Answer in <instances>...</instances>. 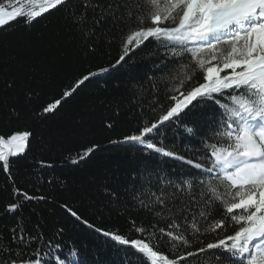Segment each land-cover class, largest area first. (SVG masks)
Listing matches in <instances>:
<instances>
[{"label":"snow or ice","instance_id":"snow-or-ice-1","mask_svg":"<svg viewBox=\"0 0 264 264\" xmlns=\"http://www.w3.org/2000/svg\"><path fill=\"white\" fill-rule=\"evenodd\" d=\"M58 13L88 61L113 44L118 48L113 68L132 59L137 48L138 56L155 57L150 62L159 72L149 78L153 115H143L138 105L137 129L123 142L190 169L172 175L146 164L120 189L101 186V200L84 197L101 214L128 200L151 214L156 222L147 227L131 222L136 238L96 226L67 205L62 207L76 221L122 246L120 264H264V0H7L0 3V29L20 19L31 25ZM107 71L101 67L81 75L63 96ZM197 73L199 79L193 81ZM161 82L168 103H157ZM18 88L12 78L0 91L15 93ZM142 95L141 85L137 97ZM23 99H34L30 89ZM208 102L215 112L202 127L197 109ZM59 105L57 100L35 115L53 113ZM9 115L19 118L17 105L9 107ZM177 129L196 143L177 148L168 142ZM30 138L33 133L27 130L0 135V168L12 185V200L4 211L16 217L11 227L0 229V264H86L79 249L64 245L62 228L47 234L43 223H26L28 202L47 201L44 195L17 187L11 171L16 163L11 158L29 151ZM96 147L76 153L71 163L86 161ZM38 165L54 167L44 160ZM160 221L165 223L158 226ZM211 233L214 240H200ZM161 242L185 251L170 258L163 254Z\"/></svg>","mask_w":264,"mask_h":264},{"label":"trees","instance_id":"trees-1","mask_svg":"<svg viewBox=\"0 0 264 264\" xmlns=\"http://www.w3.org/2000/svg\"><path fill=\"white\" fill-rule=\"evenodd\" d=\"M6 2L0 0V3ZM74 35L59 13L31 25L20 19L0 29V90L6 79L15 78L19 85L15 93L0 91V135L25 130L33 133L29 151L22 157L11 158L16 161L11 171L17 187L29 194L47 197L46 202H28L24 208L26 223L29 226L43 223L47 234L62 228L60 239L66 247L79 249L86 264H120L122 246L76 221L62 205L77 211L96 226L136 238L138 233L131 230V222L147 227L156 222L151 214L138 209L130 200L121 202L118 207L106 208L101 214L93 201L84 197L95 196L101 200L98 192L101 186L107 184L120 189L131 182L134 173L143 171L146 164L172 175L190 169L174 159L148 155L140 145L123 142L124 136L137 129V121L141 118L138 105L143 107V115H153L149 78L159 72L150 62L155 57L138 56L141 49L137 48L132 59L126 58L123 64L113 68L111 66L118 59L115 44L106 46L104 53L88 61L80 54ZM101 67L109 71L81 85L71 96H63L81 75ZM199 76L197 73L193 81ZM141 85L143 95L137 97ZM159 86L157 103H168L163 95L164 83ZM29 89L34 95L30 103L23 99L24 92ZM57 100L60 105L53 113L35 115ZM13 104L18 107L19 118L9 115V107ZM214 112L211 102L197 109L202 127L213 118ZM108 123L112 124L111 128L107 127ZM180 132L182 129L170 133L168 142H174L177 148L196 143L194 138L179 135ZM93 145L97 147L86 161L79 165L71 163L76 153ZM41 160L53 163L54 167L40 168L38 162ZM49 179L52 183L47 182ZM11 187L0 168V229L4 230L16 222V217L4 211L5 205L12 200ZM164 223L160 221L158 226ZM214 238L215 234L211 233L201 236L200 240L208 242ZM161 250L170 258L173 255L178 258L185 251L184 248L171 250L163 242Z\"/></svg>","mask_w":264,"mask_h":264}]
</instances>
